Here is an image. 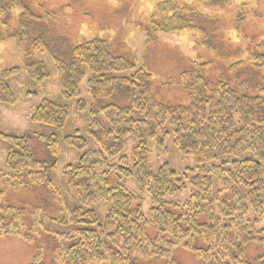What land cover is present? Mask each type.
I'll return each instance as SVG.
<instances>
[{
    "label": "trees",
    "instance_id": "1",
    "mask_svg": "<svg viewBox=\"0 0 264 264\" xmlns=\"http://www.w3.org/2000/svg\"><path fill=\"white\" fill-rule=\"evenodd\" d=\"M228 1L205 3L225 6ZM13 10L20 11L18 46L26 42L36 52L51 53L42 36L32 38L30 34L46 19L44 15L23 0L0 1L1 15ZM186 18L181 20L190 28L192 20ZM260 47L264 49V42ZM53 62L62 98L66 102L76 99L77 111L91 119L89 140L76 132L61 142L81 154L62 175L79 206L65 205L58 219L40 207L3 206L7 187L52 188L53 181L49 168L35 159L28 137L0 133L1 140L18 148L6 158L7 173L0 171L1 238L31 242L41 231L53 233L48 223L73 226L69 234L54 233L56 264H140L154 259L176 264L173 252L177 246L199 256L202 264H264L263 96L248 95L245 85L209 82L194 71L180 76L189 105L160 103L145 67L137 69L128 59L113 55L101 39L69 48L65 58L53 54ZM19 73L18 68L1 73L0 103L15 105L9 80ZM26 73L37 82L51 78L38 62L27 64ZM87 77L90 104L81 99L80 91ZM117 88L129 98L128 105L103 106ZM68 116L66 105L43 100L31 121L64 129ZM130 138L135 144L130 155H125ZM40 140L49 155L56 157L59 142L53 136ZM170 140L184 160L193 163L182 174L168 162L157 171L150 164L153 148L158 158L169 156ZM128 181H134L150 198L149 217L140 198L126 185ZM188 187L193 192L184 202L173 200ZM102 203L109 209L100 223L94 208ZM149 226L156 230L154 237L147 233ZM255 245L263 252L250 260L247 250ZM41 263L37 255L33 264Z\"/></svg>",
    "mask_w": 264,
    "mask_h": 264
},
{
    "label": "rangeland",
    "instance_id": "2",
    "mask_svg": "<svg viewBox=\"0 0 264 264\" xmlns=\"http://www.w3.org/2000/svg\"><path fill=\"white\" fill-rule=\"evenodd\" d=\"M23 1L46 18L30 34L32 38L42 36L51 53L36 52L26 42L22 48L18 46L19 10L6 16L0 14V75L5 70H20L9 80L15 105L0 103V133L30 139L35 159L49 168L53 187L17 189L9 186L1 202L5 207H40L46 215L58 219L65 205L79 206L62 175L63 169L76 164L81 154L61 142L76 132L89 140L87 132L91 119L77 111L76 99L66 102L62 98L54 73L53 54L65 58L69 48L93 39L104 40L113 55L128 59L137 69L145 67L153 77L151 87L156 100L166 105H189L180 76L194 71L209 82L222 81L233 87L245 85L248 95L264 97V49L260 47L264 42V0H229L225 6L208 5L205 0ZM168 2L171 3L167 5ZM184 17L192 20L190 28L183 24L181 19ZM33 62L43 64L51 78L45 82L30 79L26 65ZM87 79L81 84L80 91L81 99L90 104ZM122 92L123 89L117 88L115 95L102 105H128L129 98ZM43 100L68 107V122L64 129L32 123L31 117ZM50 136L59 142L56 157L49 155L45 143L40 140V137ZM134 144L132 138L126 141L125 155H130ZM168 148L167 158H158L153 148L150 164L154 171L168 162L182 174L186 166L193 164L184 160L172 140L168 142ZM17 149L0 139L1 172L7 173L6 158ZM126 185L140 198L143 212L149 217L152 204L148 195L140 192L134 181L126 182ZM192 192L193 189L188 187L173 200L184 202ZM94 209L102 223L109 205L102 203ZM47 228L53 233L41 231L31 242L0 237V264H33L37 255L42 258L41 264H56L58 241L54 233L69 234L75 227L48 223ZM147 233L154 237L156 230L149 226ZM262 252V248L255 245L248 248L247 255L254 260ZM173 259L176 264H202L199 256L181 246L175 248ZM140 264L166 262L154 259L143 260Z\"/></svg>",
    "mask_w": 264,
    "mask_h": 264
}]
</instances>
